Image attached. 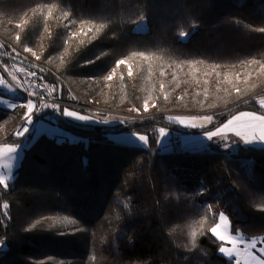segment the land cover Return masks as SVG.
I'll return each mask as SVG.
<instances>
[{"label":"trees","instance_id":"1","mask_svg":"<svg viewBox=\"0 0 264 264\" xmlns=\"http://www.w3.org/2000/svg\"><path fill=\"white\" fill-rule=\"evenodd\" d=\"M0 50L35 56L65 101L264 109L252 98L264 91V0H0ZM17 100L0 106V145L29 139L16 137L30 111ZM46 114L74 137L42 134L0 181V264H236L213 232L221 212L264 239V147L229 138L185 151L162 143L164 125L88 131L51 108L34 120Z\"/></svg>","mask_w":264,"mask_h":264},{"label":"rangeland","instance_id":"2","mask_svg":"<svg viewBox=\"0 0 264 264\" xmlns=\"http://www.w3.org/2000/svg\"><path fill=\"white\" fill-rule=\"evenodd\" d=\"M23 58L27 60H29L28 58L37 60L35 56H27ZM13 79L15 80L17 78L14 77ZM73 94L76 98H78L74 92ZM259 95H262L261 92L254 94L252 98H258ZM19 97L25 98V104L30 108V111L35 107L34 99L22 95L19 89L15 85H13L12 82H10L6 77L0 75V106L7 109L13 108L16 105V102H18L17 99ZM78 100L80 101L79 98ZM78 100H76L75 102H77ZM65 102L69 103L62 104L66 106L65 114L73 121H89L93 123L103 121L110 124L113 123V125H115L116 122H123L125 124L126 122L124 121H128L129 123L154 118L157 116L153 113H141L140 111H136L133 114L124 113L120 110L96 107L89 103H82L81 101L80 106L70 104V101ZM241 103L242 102H240L239 105ZM228 108L229 107H226L222 110H215L211 112H169L170 114H165L169 119L177 123L179 125V128L188 131L184 132L179 129L172 130L168 128V126H159V129L161 131L162 143L164 145L172 146L171 137L173 138V141L176 142L173 133L175 132V130H178L181 133V136H183L182 141L181 143H179V145L185 151H199L204 149L203 147L210 145L214 141L229 138H238L242 142L260 146L263 145L262 147H264V142L258 140L255 135L247 133H243L239 136H232L230 134L226 135V132L224 133L223 130L218 129V126H215V128L211 127L212 125H215V123L219 119L218 113L223 111H230ZM78 109L86 110L87 114L80 113ZM30 111L28 114H30ZM108 112L110 113L107 114ZM163 122L167 123L165 121ZM33 128L34 132L29 139H25L24 141L18 143H4L0 145V181H2L3 183L11 182L15 178V171L20 166L26 149L42 134L54 137L58 141H63L68 138L72 139L74 137V134L63 129L51 114H46L45 117H39L34 120ZM190 130L200 131L192 132ZM227 132L230 133L229 131ZM213 232L214 235L220 241H222V246L220 248L221 254L230 258H234L236 264H264V239L261 237L248 238L247 235L242 233L241 231L234 232L232 230L230 218L225 212L220 213L219 222L214 228Z\"/></svg>","mask_w":264,"mask_h":264},{"label":"built area","instance_id":"3","mask_svg":"<svg viewBox=\"0 0 264 264\" xmlns=\"http://www.w3.org/2000/svg\"><path fill=\"white\" fill-rule=\"evenodd\" d=\"M28 59L38 64L37 60ZM0 75L6 77L13 84V78H19L25 85L33 89L27 91L18 88L24 96L35 100V107L31 109L30 114L26 116L16 131V137L18 138H25L30 133L33 129L35 117L44 114L48 108L56 109L59 105L62 106L63 103H66L63 99L59 98L58 84L47 78L41 71L34 67L0 58ZM80 103L79 100L77 102H70V104L76 106H80ZM173 135L176 141L175 143L182 141L181 133L178 130H175Z\"/></svg>","mask_w":264,"mask_h":264},{"label":"water","instance_id":"4","mask_svg":"<svg viewBox=\"0 0 264 264\" xmlns=\"http://www.w3.org/2000/svg\"><path fill=\"white\" fill-rule=\"evenodd\" d=\"M0 58L5 59V60H9L12 62H16V63L22 64V65L31 66V67L38 69L47 78H49L50 80H52L58 84L59 98L62 99V96H63V84H62V82L60 80H58L57 78H55L47 69H45L41 65L33 63L32 61L27 60L21 56H17V55H14V54L2 51V50H0ZM238 105H239V103L229 107L228 109L230 111H228L221 118H219L214 126H216V127L220 126L223 122L228 120L230 117H232L233 115H235L237 112H239L242 109H250V110L258 111V112L264 114V109H259V108L253 107V106L237 107ZM61 107L62 106L59 105L57 108V112H58V115L60 118H62L65 122H67L70 125H73V126H76L78 128L88 130V131L103 130V131H108V132H118V131L129 130V129L134 128V127L142 126V125H145L147 123H156V124H162V125L168 126V127H173V125L168 124V123H164L163 121L158 120L156 117L152 118L151 120H140V121L130 122V123H126V124H123L120 126H115V127H99V126H92V125H82V124L74 123L71 120H68L65 116H63L61 113ZM171 113H173V112H171ZM165 114H170V113L169 112L168 113H159L156 115H165ZM179 130L184 131V132L188 131V130H183L181 128H179ZM190 131L197 132L200 130H190ZM32 133H33V130L28 135V138H30L32 136Z\"/></svg>","mask_w":264,"mask_h":264},{"label":"crops","instance_id":"5","mask_svg":"<svg viewBox=\"0 0 264 264\" xmlns=\"http://www.w3.org/2000/svg\"><path fill=\"white\" fill-rule=\"evenodd\" d=\"M14 84L17 88L27 90V91L31 90V88L25 85L18 78L14 80ZM261 94L262 95H259L257 100L259 104L264 108V91L261 92ZM76 120H79V119H76ZM218 127H219L218 128L219 130L221 129L223 130L224 133L226 132L225 133L226 135L230 134L232 136L234 135L239 136V135H242L243 133H247V134L255 135L258 138V140H260L261 142H264V114L258 111H254L250 109H243L237 112L232 117H230L227 121H225L223 124H221ZM225 129H228V130H225ZM227 131H229L230 133H228ZM33 132H34V129H33ZM246 144H251V143H246ZM253 145H256V144H253ZM257 146H260V145H257Z\"/></svg>","mask_w":264,"mask_h":264},{"label":"bare ground","instance_id":"6","mask_svg":"<svg viewBox=\"0 0 264 264\" xmlns=\"http://www.w3.org/2000/svg\"><path fill=\"white\" fill-rule=\"evenodd\" d=\"M33 122H34V121H33ZM33 125H34V123H33ZM33 129H34V128H33ZM33 129H32V130H33ZM32 130H31V131H32ZM31 131H30V132H31ZM29 134H30V133H29ZM29 134H28V135H29ZM28 135L26 136L27 138H28ZM26 137H25V138H26ZM182 138H183V136H182Z\"/></svg>","mask_w":264,"mask_h":264}]
</instances>
